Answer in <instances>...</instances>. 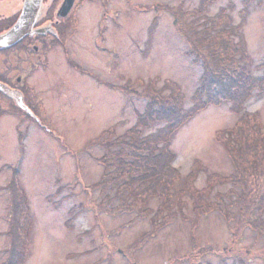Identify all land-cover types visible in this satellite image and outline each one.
I'll use <instances>...</instances> for the list:
<instances>
[{
	"label": "rangeland",
	"instance_id": "374dc122",
	"mask_svg": "<svg viewBox=\"0 0 264 264\" xmlns=\"http://www.w3.org/2000/svg\"><path fill=\"white\" fill-rule=\"evenodd\" d=\"M202 1L83 0L68 52L53 49L48 67L38 70L33 78L44 97L46 120L52 128L46 130L36 123L25 141L17 132L5 130L0 174V188H4L0 189V264L11 255L13 206L6 183L14 176L15 164L19 171L16 178L26 189L32 210L31 221L20 217L31 222L23 234L27 248L31 246L24 264H264V233L246 226L240 236L235 234L247 195L243 188L249 186L251 193L256 192L253 184L264 180V170L252 171V185L225 181L205 189L211 173L236 172L216 138L219 129L233 126L239 117L230 102L207 106L177 133L172 148L182 178L173 187L174 219L156 234L139 240L151 229L148 215L135 210L112 213L98 207L102 199L99 189L88 192L104 170L97 159L103 148L94 139L114 125L118 134L124 133L136 122L137 112L146 107L141 92H126L118 85L158 77L161 86L171 78L182 87L187 106L192 105L203 65L187 53L189 44L179 32L175 15L164 5H183L184 10L194 12ZM222 6L228 7L235 23L246 13L242 28L245 48L253 60V72L261 75L262 69L256 65L264 61V0H251L247 5L245 0H206L205 12L214 15ZM41 28L40 33L54 31ZM68 56L92 73L68 63ZM143 86L139 84L138 90ZM245 108L258 111L264 124V95L259 97L255 91ZM196 160L202 164L193 182L196 192L186 188L180 202L178 191L185 187ZM160 200L152 196L148 205L157 208ZM222 204L230 207L235 219L230 215L227 219L220 209ZM206 205L208 211L203 210ZM256 214L250 215L256 218ZM243 217L248 220L247 215Z\"/></svg>",
	"mask_w": 264,
	"mask_h": 264
},
{
	"label": "trees",
	"instance_id": "16d2710c",
	"mask_svg": "<svg viewBox=\"0 0 264 264\" xmlns=\"http://www.w3.org/2000/svg\"><path fill=\"white\" fill-rule=\"evenodd\" d=\"M245 1L247 5L251 0ZM164 7L175 15L179 32L189 44L187 53L194 57L195 62L201 61L203 65L200 84L192 95V105L187 106L182 87L171 78L165 80L161 86L158 77L148 82L140 79L128 85H118L126 92H141L146 97V107L137 112L136 122L124 133L118 134L114 125L104 129L94 139V143L103 148V154L97 156V159L104 170L101 177L89 189L87 187L88 192L93 188L101 191V203L97 204L100 208L103 206L112 213L135 210L140 215H148L151 229L140 235L141 241L156 234L157 230L174 219L172 211L176 202L173 187L182 178V171L175 165L177 155L172 145L179 130L207 106L230 102L239 117L233 126L219 129L216 134L217 140L231 157L236 172L230 175L211 173L205 189L225 181L252 185L249 178L252 171L264 170L262 116L258 111L245 108L255 91L259 97L264 95V61L256 65V68L262 69V74H255L254 63L245 48L246 42L242 33L246 13L242 21L235 23L225 6L214 15L207 14L206 0L194 12L184 10L183 5L177 8ZM230 7H235L234 3ZM246 11L248 12L247 7ZM100 81L117 87L114 82H105L102 79ZM139 84L144 85L141 91L137 88ZM201 166V161L196 160L195 167L186 176L185 187L178 191L181 193L180 202L186 188L196 192L193 182ZM13 172V178L6 183L12 193L13 209L9 232L12 246L11 251L9 250L11 255L4 264H24L31 246L27 248L23 234H26V226L31 224L32 210L26 189L16 178L19 172L17 166L13 167ZM259 178L257 175L256 179ZM253 186L256 191L253 193L249 186L243 188L247 195L244 197L245 201L243 200L241 216L236 221L239 223L235 232L237 237L246 226H251L259 234L264 233V226L261 225L264 222V206H261L264 203V180ZM152 196L161 199L157 208L148 205ZM115 200L118 202L113 205ZM97 205L98 211L100 208L97 209ZM207 206L209 205L203 207V210L208 211ZM220 209L227 219L230 220L231 216L235 219L230 207L222 204ZM258 211L260 218L256 214ZM254 213L256 218L250 215ZM23 215L30 221H21L20 217ZM245 215L249 221L243 217ZM68 224L72 226L71 223Z\"/></svg>",
	"mask_w": 264,
	"mask_h": 264
},
{
	"label": "flooded vegetation",
	"instance_id": "af4514ba",
	"mask_svg": "<svg viewBox=\"0 0 264 264\" xmlns=\"http://www.w3.org/2000/svg\"><path fill=\"white\" fill-rule=\"evenodd\" d=\"M64 1L43 0L41 14L32 26L34 33L25 35L11 47L0 49V83L15 89L19 98L23 95L26 105L34 112L33 115L29 109L20 106L16 99L0 89V174L4 165L2 141L6 129L17 132L22 140L31 133L36 123L46 130H48L46 125L48 128L51 127L46 120L49 117L44 97L39 93L33 78L38 70L48 67L53 49L62 48L64 52H68L69 40L74 35L79 21L77 12L84 2L75 0L69 14L61 17L58 10ZM24 2L25 0H0V34L18 22ZM157 5L158 3L155 8ZM41 27H48L54 31L46 33L36 31L42 29ZM67 59L68 63L76 65L81 70L86 68L73 57L68 56ZM36 116L40 118V123ZM23 140L25 141V137ZM0 189L4 190L3 185Z\"/></svg>",
	"mask_w": 264,
	"mask_h": 264
},
{
	"label": "water",
	"instance_id": "95a60500",
	"mask_svg": "<svg viewBox=\"0 0 264 264\" xmlns=\"http://www.w3.org/2000/svg\"><path fill=\"white\" fill-rule=\"evenodd\" d=\"M42 1L43 0H25L23 12L18 22L6 32L0 34V49L11 47L27 35L28 32L25 31L32 29V26L36 23L41 14ZM74 1L75 0H65L58 10V15L61 17L67 16L72 9ZM42 29H36V31L42 32ZM0 89L7 95L16 99L20 106L29 109L24 101L23 95L19 98L15 89L5 83H0ZM30 112L34 115L33 111L30 110ZM37 119L40 121L38 117Z\"/></svg>",
	"mask_w": 264,
	"mask_h": 264
},
{
	"label": "bare ground",
	"instance_id": "6f19581e",
	"mask_svg": "<svg viewBox=\"0 0 264 264\" xmlns=\"http://www.w3.org/2000/svg\"><path fill=\"white\" fill-rule=\"evenodd\" d=\"M25 32H28L27 34H30V33L33 34L34 33V31L32 29H30L29 31H25Z\"/></svg>",
	"mask_w": 264,
	"mask_h": 264
}]
</instances>
